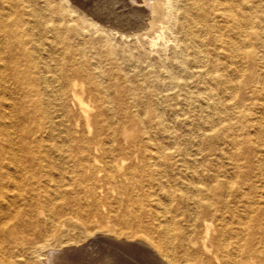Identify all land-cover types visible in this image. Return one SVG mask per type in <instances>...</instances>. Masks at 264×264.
I'll use <instances>...</instances> for the list:
<instances>
[{
  "label": "rangeland",
  "instance_id": "obj_1",
  "mask_svg": "<svg viewBox=\"0 0 264 264\" xmlns=\"http://www.w3.org/2000/svg\"><path fill=\"white\" fill-rule=\"evenodd\" d=\"M150 2L135 30L121 9L97 22L103 0H0V220L30 230L21 264H264V0ZM92 235L98 252L63 250Z\"/></svg>",
  "mask_w": 264,
  "mask_h": 264
},
{
  "label": "bare ground",
  "instance_id": "obj_2",
  "mask_svg": "<svg viewBox=\"0 0 264 264\" xmlns=\"http://www.w3.org/2000/svg\"><path fill=\"white\" fill-rule=\"evenodd\" d=\"M79 1V0H78ZM90 1H92V0H90ZM104 1V5H103V7H102V9L101 10H94L93 12H92V16L94 17V19L97 21V22H109L110 24H111V26H114V27H118V28H122V26H120L119 25V22L121 23L122 22V20L120 21L119 19L120 18H122V17H125L126 19L128 18H130V20L132 19V18H134V20H131L130 22V25H132L133 24V26L131 27V29H135V30H140V29H142L143 27H145V25L146 24H144L143 25V23H144V21H146L145 20V18L147 17V15H149V14H152V13H154L155 12V8H154V6L151 4V2H150V0H128V1H125V0H103ZM124 1V3L126 4V6H124V5H120V4H122V2ZM82 2V1H81ZM87 3V2H86ZM100 4V3H99ZM79 5V4H78ZM86 5V4H85ZM78 7H80V6H78ZM93 7V6H92ZM122 8H124V9H122ZM100 9V8H99ZM119 9H121V13H118L119 14V19H118V21L116 22V23H114L113 21L114 20H116V19H114V18H111V16L112 15H114L115 13H117V12H119L118 10ZM201 9V8H200ZM117 15V14H116ZM10 16V15H9ZM110 16V17H109ZM9 18V17H8ZM40 18V17H39ZM105 19H106V21H105ZM237 19V18H236ZM128 22V21H127ZM127 22H125V23H127ZM39 23V22H38ZM108 23V24H109ZM124 23V24H125ZM36 25V24H35ZM33 26V25H32ZM110 26V25H109ZM130 27V26H129ZM2 29V28H1ZM121 30V29H120ZM195 30V29H194ZM193 30V31H194ZM31 33V32H30ZM129 33V32H128ZM171 34V33H170ZM203 38V37H202ZM219 38V37H218ZM197 43V42H196ZM201 54V53H200ZM43 57V56H42ZM11 61L13 60V57L12 56H10V57H8ZM202 59V58H201ZM4 60V57H3V52L1 51V49H0V62H2ZM47 65V64H46ZM48 69V68H47ZM49 77V76H48ZM45 78V77H44ZM59 78V77H58ZM51 81V80H50ZM48 82V81H47ZM55 82V81H54ZM56 83V82H55ZM46 84V83H45ZM80 104H82V102L80 103ZM2 115V113L0 112V116ZM17 120V119H16ZM13 137H12V135L8 132V130L7 129H5V128H2L1 130H0V160H3V158H4V156H5V153H6V151H5V149L3 148V146H2V144L4 143V146H12V144H13ZM62 144V143H61ZM66 144V143H65ZM110 145V144H109ZM185 180V179H184ZM16 184V183H15ZM17 186V185H16ZM163 186V185H162ZM12 189V188H11ZM172 189V188H171ZM2 192V191H1ZM13 192V191H12ZM11 192V193H12ZM7 203V202H6ZM9 204V203H8ZM6 205V204H5ZM4 207V206H3ZM8 209V208H7ZM10 209V208H9ZM13 210V209H12ZM165 210V209H164ZM13 212V211H12ZM2 212L0 211V214H1ZM4 213H7V212H4ZM7 216L5 217V219H2V220H0V264H3V263H8V262H12V264H21L20 263V260L18 259V260H16V258L18 257V256H21V255H27L28 253H29V251L33 248V246L36 244V243H34L33 241H32V239H31V233H30V230H29V228L27 227V226H25L22 222H18V221H16L15 219V217H12V216H10L9 215V213H7L6 214ZM230 222V221H229ZM171 232V231H170ZM98 237V236H97ZM43 239H44V237H43ZM94 239H96L95 237H94ZM103 239V238H102ZM105 239V238H104ZM97 240V239H96ZM106 240H108V239H106ZM101 241H105V240H101ZM109 241H111V240H109ZM109 241H107V242H109ZM99 242V241H98ZM110 244H111V246L112 245H115V247H117L119 250H123V248L125 247L124 246V243H119V242H114V241H111V242H109ZM136 243V242H135ZM5 244H7L9 247L8 248H6L7 249V257H5L4 255H3V253H2V251L1 250H4L3 248L5 247ZM100 244V243H99ZM102 244H103V242H102ZM126 244V247H128V245H127V243H125ZM129 244V243H128ZM216 244V243H215ZM104 245V244H103ZM106 245H109V244H106ZM136 246H135V248L137 249H139V247L137 246L138 244H135ZM98 246V243L96 242V241H94L93 240V235L92 236H90V239H89V241L85 244V245H83L82 247H77V248H67V249H63L64 251H73L74 253H76V252H78L79 253V251H82V250H91V251H97L96 250V248H98L97 247ZM102 247V246H101ZM107 247H109L110 248V246H107ZM114 247V246H113ZM112 247V248H113ZM133 247V246H132ZM132 247L130 246V248L132 249ZM140 247L142 248H146L148 251V253L150 254V251H151V254H152V252H154L153 254L155 255H153L154 257H156L157 256V254H156V251H153V250H151V248L148 246V245H146L145 243H143V244H140ZM215 247V246H214ZM105 248V247H104ZM129 248V249H130ZM135 248H133V249H135ZM141 248L139 249V250H141ZM142 248V249H143ZM5 249V250H6ZM99 249H101L100 247H99ZM103 249V248H102ZM128 249V248H127ZM126 249V251H128ZM145 249V250H146ZM105 250H107V249H105ZM105 250H102V252L100 253V255H98V256H100V258H101V260H99L100 262L102 261V262H104V263H107V264H109L108 262H111V263H114V262H116L117 260L119 261V259H118V256L116 255L117 253H115V252H113V251H111V250H109V251H105ZM115 251H116V249H114ZM125 250V249H124ZM123 250V252H126V251H124ZM144 250V251H145ZM150 250V251H149ZM101 251V250H100ZM141 251H143V250H141ZM6 252V251H5ZM4 252V253H5ZM90 252V251H89ZM98 252V251H97ZM97 252L95 253V254H97ZM122 252V253H123ZM130 253L129 254H131V250L129 251ZM133 252H135V253H133ZM133 254H132V257L136 254V255H140V254H137L138 253V251H137V253H136V251H134L133 250ZM73 253V254H74ZM88 253V252H87ZM127 253V252H126ZM145 253H146V251H145ZM60 255H61V258H65V255H67L68 256V254H69V252L68 253H66V254H61V253H59ZM58 253H55L54 251H52V252H50V256H53V257H57V256H59L60 257V255H59ZM94 254V255H95ZM120 254V253H119ZM123 254H125V253H123ZM129 254H128V256H129ZM147 256H148V254H147ZM152 256V257H153ZM96 257V256H95ZM122 257V256H121ZM130 257V256H129ZM131 257V258H132ZM136 257V256H135ZM145 257V256H144ZM144 257H141V258H143L144 259ZM152 257H150V258H152ZM138 258V259H137ZM157 258V257H156ZM155 258V259H156ZM126 259H128V258H126ZM136 259L138 260V261H140V259H139V256L138 257H136ZM148 259V258H147ZM147 259H146V261H147ZM95 260V259H94ZM97 260V259H96ZM150 260V259H149ZM99 261L97 262V263H99ZM127 261H129V260H127ZM137 261V262H138ZM141 261H142V259H141ZM145 261V260H144ZM150 261H152V260H150ZM156 261H158V259L156 260ZM123 262V261H122ZM126 262V261H125ZM130 262V261H129ZM147 262H149V261H147ZM154 261H152L151 263H153ZM160 262V261H159ZM117 263V262H116ZM120 263V262H119ZM118 263V264H119ZM134 263V262H133ZM140 263H142V262H140ZM156 263V262H155ZM101 264H103V263H101ZM144 264V263H143ZM149 264V263H148ZM157 264H158V262H157Z\"/></svg>",
  "mask_w": 264,
  "mask_h": 264
}]
</instances>
